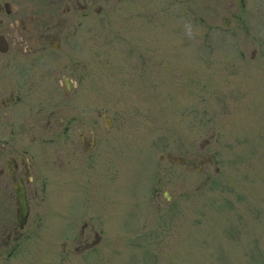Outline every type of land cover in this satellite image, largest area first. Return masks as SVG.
I'll return each instance as SVG.
<instances>
[{
	"label": "rangeland",
	"instance_id": "374dc122",
	"mask_svg": "<svg viewBox=\"0 0 264 264\" xmlns=\"http://www.w3.org/2000/svg\"><path fill=\"white\" fill-rule=\"evenodd\" d=\"M81 32L61 113L96 147L43 144L42 224L0 264H264V0H97Z\"/></svg>",
	"mask_w": 264,
	"mask_h": 264
},
{
	"label": "flooded vegetation",
	"instance_id": "af4514ba",
	"mask_svg": "<svg viewBox=\"0 0 264 264\" xmlns=\"http://www.w3.org/2000/svg\"><path fill=\"white\" fill-rule=\"evenodd\" d=\"M96 5L97 0H0V202L17 203V191H24L29 206L23 226L17 216L0 217V241L27 240L42 224V217L31 219V207L45 187L35 175L43 144L53 146L60 167L63 138L72 155L96 147L93 130L77 128V116L62 115L59 77L70 62L80 63L81 31L92 27ZM63 81L64 94L72 95L76 85L68 76ZM46 129H54L52 137H45ZM86 161L81 164L88 166ZM87 227L76 250L90 248L94 236L101 240L93 230L86 234Z\"/></svg>",
	"mask_w": 264,
	"mask_h": 264
},
{
	"label": "water",
	"instance_id": "95a60500",
	"mask_svg": "<svg viewBox=\"0 0 264 264\" xmlns=\"http://www.w3.org/2000/svg\"><path fill=\"white\" fill-rule=\"evenodd\" d=\"M223 22L226 24V19H224ZM17 197H18V207H19V209H18V220L21 223V226H23L25 223V220L29 214L27 197H26L24 191H17ZM21 217L23 219H21Z\"/></svg>",
	"mask_w": 264,
	"mask_h": 264
}]
</instances>
